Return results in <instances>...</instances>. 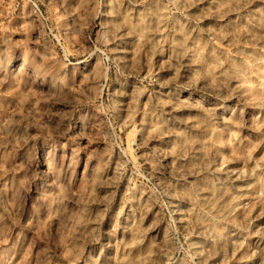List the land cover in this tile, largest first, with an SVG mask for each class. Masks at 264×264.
<instances>
[{
	"label": "rangeland",
	"instance_id": "rangeland-1",
	"mask_svg": "<svg viewBox=\"0 0 264 264\" xmlns=\"http://www.w3.org/2000/svg\"><path fill=\"white\" fill-rule=\"evenodd\" d=\"M0 264H264V0H0Z\"/></svg>",
	"mask_w": 264,
	"mask_h": 264
}]
</instances>
